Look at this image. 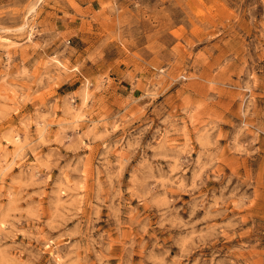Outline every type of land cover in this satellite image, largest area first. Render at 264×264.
I'll return each mask as SVG.
<instances>
[{"label":"rangeland","instance_id":"374dc122","mask_svg":"<svg viewBox=\"0 0 264 264\" xmlns=\"http://www.w3.org/2000/svg\"><path fill=\"white\" fill-rule=\"evenodd\" d=\"M0 264H264V0H0Z\"/></svg>","mask_w":264,"mask_h":264}]
</instances>
